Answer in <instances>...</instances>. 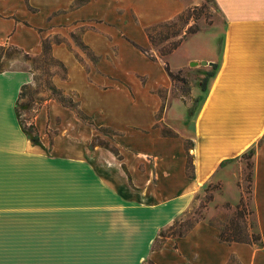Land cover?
Segmentation results:
<instances>
[{"label": "crops", "instance_id": "1", "mask_svg": "<svg viewBox=\"0 0 264 264\" xmlns=\"http://www.w3.org/2000/svg\"><path fill=\"white\" fill-rule=\"evenodd\" d=\"M213 4L220 19L213 31L188 34L163 58L148 56L146 28L176 17L184 0H0V44L39 55L43 39L62 36L50 52L66 75L54 73V84L76 92L96 125L131 128L116 141L118 155L88 147L84 140L96 128L50 99L34 117L43 147L34 144L16 113L33 71H0V264H226L232 255L264 264V0ZM76 28L93 59L82 53ZM187 39L186 54L172 59ZM165 60L172 71L191 73L188 94L169 93L166 103L160 89L172 80ZM157 119L175 134L158 130ZM250 146L249 204L260 239L224 240L208 214L152 249L159 230L207 184L220 186L214 203L240 201L247 168L241 156ZM226 186L234 197L222 198Z\"/></svg>", "mask_w": 264, "mask_h": 264}, {"label": "rangeland", "instance_id": "2", "mask_svg": "<svg viewBox=\"0 0 264 264\" xmlns=\"http://www.w3.org/2000/svg\"><path fill=\"white\" fill-rule=\"evenodd\" d=\"M184 2L186 3V7L179 13L181 15L179 18L174 17L173 19L163 21L158 24H152L150 26L149 29H151L150 32L154 38V41L152 43V49L147 50L150 54L155 56V52H156L158 55L165 58L166 54L162 55L161 53L162 51L169 48L173 42L186 38L188 34L197 31L198 29H202L210 33L213 31V28L218 25V24H212L220 20L217 17L216 6L213 4L212 1L184 0ZM75 30L76 31L74 32V36L77 39V43L82 53L85 56L89 57L90 59H93L94 54L87 46H85L79 40L78 34L80 32V28H76ZM204 34L205 33H202L201 36H204ZM46 39L48 41H55L62 39V36H58L57 34H55ZM190 45H192V43L188 42V39L185 40L183 46L179 50L175 51L171 56V58L173 57L176 60L183 57L186 54ZM13 54L15 57L7 61L6 64L7 67L8 68L26 67L31 69L33 71V76L35 77V79L33 78L31 82L34 84L33 88L34 89L37 88L38 90L37 92L33 93V99L29 103H28L29 91H27L26 94H24V96L20 99V101L17 104L16 107L17 113L20 119H22L26 124L32 121L34 123V117L39 111L40 107L42 105L48 104L50 99H56L57 101L67 106V104L70 101L69 96H72L75 104L76 97L73 94V92L70 93L64 92L65 94H63L62 96L56 93L55 98H50L47 101L42 100V98L45 97L47 93L51 92V90L47 86V82L50 79L52 80L53 74L61 73L64 76L66 75L63 74V70L58 62H56L49 55H44V54H41L39 57L38 55L31 54L32 57L30 59H25L23 54L19 51H14ZM190 74L191 73L186 69L184 70L180 69L178 70V75L183 77L184 81L178 78L175 79L171 78L172 85L167 89L165 88L160 89L161 95L165 97V103H166V97L169 96V93L172 96H176V97L188 94ZM195 76H197L196 73ZM198 105L196 106L194 112L197 110ZM172 112H174L173 109ZM160 116L161 113L157 112V118H160ZM86 124L96 128L95 129L96 134L84 140L85 144L88 147L102 146L107 148L104 145H107L109 147L110 145L118 146L116 144L118 137L123 133H126L131 130L129 126L123 129H118L108 125H96L95 123L94 124L86 123ZM154 125H156V127L159 128L158 130H160L162 133L168 130L169 132H171L170 134L172 135L175 134L173 129L170 128L162 119H157ZM55 131L56 130L54 129L48 131L50 137H53ZM184 145L186 147H189L190 145L189 140H184ZM118 149L120 150L119 147ZM188 149H190V147ZM241 157H242L241 159H243L246 162L247 168L244 169V173L242 175L244 190L240 199H242L246 203L247 209H251L249 204V196H250V188L248 182L249 172L247 170L250 167V158H249L250 156L247 155V150L244 152V154ZM191 159L192 158L190 155L187 156L186 158V164H185L186 172H190L192 170ZM215 191H220V186L216 182L210 183L209 186L203 187L199 191H197L192 199V202L185 208L181 209L177 214V216L170 223L166 224L163 227L161 233L162 235L158 233V235L151 244V248L152 249L159 248L167 236H177L180 235L179 232H181L182 233L181 235H183L196 221H198L199 219L203 218L208 214H211L209 218L210 223L217 226L219 228V232L222 230L224 236L226 237L239 236L245 239H250L251 232L257 231L255 225L253 224L254 219H253L252 209L251 212L245 211L246 213L244 215L243 209L237 210L236 205L239 202H237L235 206H232L227 201H223L221 203H214L213 194ZM226 197L228 198L234 197L233 189L230 186H226V189L222 194V198H226ZM208 211H210L211 213ZM244 217L247 222L253 224V227L247 228L245 226L246 222L244 220ZM147 259L144 261V264L148 263ZM232 264L235 263L233 262Z\"/></svg>", "mask_w": 264, "mask_h": 264}, {"label": "trees", "instance_id": "3", "mask_svg": "<svg viewBox=\"0 0 264 264\" xmlns=\"http://www.w3.org/2000/svg\"><path fill=\"white\" fill-rule=\"evenodd\" d=\"M210 1H212V2L214 3V0H210ZM180 16H181V15L178 14V15H176V18H179ZM149 28H150V26H148V27L146 28V32H147V34H148V37H149L151 43H153L154 38H153V35H152L151 32H150L151 29H149ZM190 31H191V30H190ZM192 31H193V30H192ZM180 41H181V39L178 40V41L173 42V43L170 45V47L167 48L166 50L162 51L161 54L164 55V54L169 53L172 49H174V48L179 44ZM50 47H51V41H48L47 39H43V40H42V50H41V53L38 55V57H39L41 54L49 55L51 58H53L56 62H58V63L60 64V66H61V68H62V70H63V74H66L65 66L62 64V62H60L58 59H56V58L51 54V52H50ZM14 51H19V52H21V53L23 54V56H24L25 59H30V58L32 57L31 54H29L28 52L24 51L22 48H20V47H18V46H15V45H12V44H9V43H2V44H0V71L3 70V69L8 68L7 65H6V64H7V61L15 57L14 54H13ZM146 52H147L148 56H150V57H154V56H153L152 54H150L148 51H146ZM164 63H165V69H166L168 75L170 76V78H172V79L178 78V79H181L182 81H184L183 77H181V76L178 75V71H172V70L170 69V67H169V65H168V62H167L166 60H165ZM212 65H213V69L208 70V71L206 72V74L204 75V77H203V78L201 79V81H200V87H201V90H202V94L197 95V96H195V97L193 98L192 105H191V106L189 107V109H188V114H189V115H192V114L194 113V110H195L196 106L199 104L201 98L203 97L204 93L206 92L208 78L214 74V70H215V68L217 67V64H216V63H213ZM34 79H35V77H34ZM33 85H34V84H33L32 82L23 83V84L21 85V87H20V91H19V94H18V98H17V100H16V107H17V104H18V102L20 101V99L24 96V94H26L27 91H29V99H28L29 101H28V103L33 99V93L38 91L37 88H36V89L33 88ZM47 86H48V88L51 90V92H50V93H47V95H46L45 97L42 98V100H44V101H47V100H49L50 98H55V97H56V96H55L56 93H57V94H60L61 96H62L63 94H65L64 91L61 90L60 88H58V87L52 82L51 79L47 82ZM42 90H44V89H42ZM73 94H74L75 97H76V100H75V104H76V105L74 104V101H73L72 96H69L70 101H69V103L67 104V106H69V107L75 112L76 116H77L80 120H82L83 122H86V123H88V124H94V121L92 120V118H91L88 114H86V113L80 108V106H79V102H78V98H77V97H78V94H77L76 92H73ZM16 109H17V108H16ZM16 113H17V110H16ZM17 117H18V121H19V124H20L21 129H22V130L24 131V133L29 137L30 141H31L32 143H34V144H39V145H41V146L43 147L42 143H41L40 140H39L38 131H37V129H36V127H35L33 121H32V122H29L28 124H26L22 119H20L18 113H17ZM170 133H171V132H169L168 130L164 131V134L170 135ZM190 144H191V143H190ZM88 145H89V144H88ZM100 145H102V144H100ZM104 146H106L107 148H109L110 150H112L116 155L119 154V151H118V148H117L116 145H110V147L107 146V145H104ZM253 151H254V147H253V146H250V147L247 149V155L250 156V155L253 153ZM243 154H244V153H242V155H243ZM187 156H189V153L187 154ZM227 159H229V158H226L225 160H227ZM188 173H189V175H191V171L188 172ZM249 178H250V174H249L248 179H249ZM207 186H209V184H207L205 187H207ZM236 206H237V210H240V209H243V210H244V215H245L246 212H251V209H247V207H246V203H245L242 199H240L239 203H238ZM245 211H246V212H245ZM244 220H245V222H246V223H245V226H246L247 228H251V227H253L254 221H253V224H251L250 222H247V221H246L245 217H244ZM162 229H163V228H161V229L159 230V232H158L159 234L162 233ZM179 234L181 235L182 233L179 232ZM161 235H162V234H161ZM220 237H221L222 239H224V240H239V241H250V242H252V241H257V240L260 239V235H259L258 231H256V232H251V237H250V239H245V238H243V237H239V236H238V237H226V236L223 235V232H222V230H221V231H220ZM147 262H148L147 264H155V263H154L152 260H150V259H147ZM233 262H234L235 264H242V263L237 259V257L234 256V255L230 256V258H229V260H228V262H227L226 264H232Z\"/></svg>", "mask_w": 264, "mask_h": 264}, {"label": "water", "instance_id": "4", "mask_svg": "<svg viewBox=\"0 0 264 264\" xmlns=\"http://www.w3.org/2000/svg\"><path fill=\"white\" fill-rule=\"evenodd\" d=\"M201 63H206L205 60H201ZM190 64H196V61H190Z\"/></svg>", "mask_w": 264, "mask_h": 264}]
</instances>
